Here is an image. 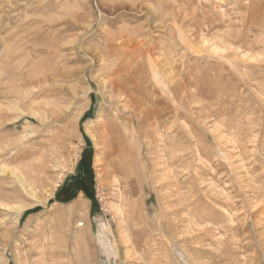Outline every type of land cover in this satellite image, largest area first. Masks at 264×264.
<instances>
[{
  "label": "rangeland",
  "instance_id": "374dc122",
  "mask_svg": "<svg viewBox=\"0 0 264 264\" xmlns=\"http://www.w3.org/2000/svg\"><path fill=\"white\" fill-rule=\"evenodd\" d=\"M128 118L132 197L99 145ZM52 229L58 264H264V0H0V264Z\"/></svg>",
  "mask_w": 264,
  "mask_h": 264
},
{
  "label": "bare ground",
  "instance_id": "6f19581e",
  "mask_svg": "<svg viewBox=\"0 0 264 264\" xmlns=\"http://www.w3.org/2000/svg\"><path fill=\"white\" fill-rule=\"evenodd\" d=\"M117 36V35H116ZM115 36V37H116ZM114 39V38H113ZM120 39L122 40V42H121V44H117V43H115L114 44V47L113 48H115V51L117 52V49L119 50V48H121V47H125V48H128L129 47V40H128V38L127 37H124L123 39L120 37ZM133 39V38H132ZM114 41H116V40H114ZM133 42H135V40L133 41ZM133 45H134V43H133ZM131 46H132V44H131ZM111 47V46H110ZM133 47V46H132ZM131 48V47H130ZM122 50V49H121ZM114 51V50H113ZM114 51V52H115ZM115 52V54H117ZM123 54H125V53H123ZM119 56V55H118ZM121 56V55H120ZM123 57V56H122ZM121 58V57H120ZM123 66H125V65H123ZM122 66V67H123ZM119 68V67H118ZM117 69V68H116ZM118 70V69H117ZM116 70V71H117ZM114 73H115V70H114ZM116 75L115 76H117V77H119L120 76V74H122L121 73V71H117V73H115ZM110 87H111V90L114 92V93H116V94H119L121 97H124V101H125V106H123V110H125V109H132L133 110V112L135 111V112H137V111H140L141 109H142V107H141V104H140V102H138V101H136L135 100V98L133 97V95H132V93L131 92H133L132 90H130L129 89V87H128V85H127V83H122V82H119V81H117L116 80V78L114 77V78H111V85H110ZM122 104H124V103H122ZM142 111V110H141ZM148 116V115H147ZM155 119V118H154ZM158 119V118H157ZM136 123L137 122H134L133 120H131L130 118H128V124H127V126H126V131H127V133H128V135L129 136H127V133H124L119 127H113V126H111V125H109V124H107V123H105V125H101V128H100V138H99V145L101 146V145H103L104 146V149L106 150L105 152V154H106V157L107 158H113V157H115V156H117L118 157V162H113V168H114V172L115 173H124V174H127L128 175V177L131 179L130 180V182H129V184H128V187L130 188L129 189V192H128V194L132 197V196H134L135 195V190L137 189H135V185H136V182H137V180H138V178H139V173H138V169H137V166H136V164H137V162L136 161H134V163L132 162V157H133V153H132V150H131V147L127 144V142L129 141V140H133L136 136L138 137V135H140V137H141V131L139 132L137 129V127L138 126H136ZM154 124V123H153ZM102 146V147H103ZM148 148H150V146H148ZM103 157H104V155H103ZM105 157V158H106ZM104 158V159H105ZM131 159V164L130 163H128V160H130ZM106 160V159H105ZM109 161V160H108ZM156 168V167H155ZM153 170V169H152ZM111 171V170H110ZM154 171V170H153ZM113 173V172H112ZM153 173H155V172H153ZM157 174V173H156ZM155 174V175H156ZM175 174V173H174ZM180 174V173H179ZM154 175V176H155ZM178 176V175H177ZM127 177V176H126ZM176 177V176H175ZM122 179V178H121ZM124 179V178H123ZM176 179H178L177 177H176ZM156 180V179H155ZM119 181H120V179H119ZM136 181V182H135ZM134 182H135V184H134ZM155 183V182H154ZM176 183H177V181H176ZM204 184V183H203ZM170 186V185H169ZM120 187H121V190H122V186L120 185ZM174 187H175V185H174ZM169 188V187H168ZM182 188V187H181ZM183 188H184V186H183ZM182 188V189H183ZM174 190H176V189H174ZM177 191V190H176ZM121 193V192H120ZM173 196V195H172ZM171 196V197H172ZM136 197V196H135ZM125 200V205H127L128 207H129V209L128 210H126V214H128L129 216L130 215H134L135 214V212H134V210H133V206L134 207H136L137 208V203H135V202H137V201H131V200H129L128 198L127 199H124ZM197 201H199V203H201L200 202V200H198V199H196ZM196 204V203H195ZM117 208V207H116ZM130 208H132V210L130 209ZM137 210V209H136ZM117 211H118V214H120L121 216H125V212L123 211V209L122 208H117ZM116 211V212H117ZM209 213H206V214H203L204 216L205 215H208ZM203 216V217H204ZM122 217V218H123ZM125 218V217H124ZM123 218V219H124ZM171 218H173V217H171ZM203 220H204V218H203ZM137 221H138V219H137ZM141 222V221H140ZM118 223H119V221H118ZM124 224V223H123ZM141 224V223H140ZM128 227V226H127ZM124 228V227H123ZM124 230H125V228H124ZM126 231V230H125ZM128 232H126V234H127ZM130 233V232H129ZM54 235V236H53ZM134 235V234H133ZM147 235H148V233H147ZM182 235V234H181ZM130 235H128V237H129ZM135 236V235H134ZM175 236V235H174ZM127 237V236H126ZM177 237V236H176ZM126 244H130L131 242H130V240L128 239V238H126ZM135 243H132L131 245L135 248H137V246H139V245H142V243H143V241H141V240H139V239H137V238H135ZM59 241H58V239H57V234H56V231H55V229H52V238H51V240H50V242H49V246H48V252H47V254H46V259H47V263L46 264H58L57 263V260H58V258H59V256H58V253H57V251H56V245H58L59 243H58ZM144 244V243H143ZM130 246V245H129ZM146 246V244H144V247ZM152 247H154V246H152ZM130 248H131V246H130ZM129 250V249H128ZM145 250V249H144ZM143 250V251H144ZM127 251V250H126ZM130 251V250H129ZM151 250H150V247H149V249H148V252H150ZM154 252V251H153ZM160 252V251H159ZM132 252H129V256H128V259L130 260L131 259V261H133V262H141L142 261V258H140V257H138V256H136V254H131ZM140 253V252H139ZM143 253V252H142ZM152 253V252H151ZM80 254V253H79ZM144 254V253H143ZM78 255V254H77ZM126 257V256H125ZM148 257V256H147ZM81 259H82V261L79 263V264H87L86 263V258H82L81 257ZM144 260H145V258H143ZM126 260H127V258H126ZM75 261V260H74ZM164 261V260H163ZM133 262H131V263H133ZM137 262V263H138ZM62 263V262H61ZM77 263V262H76ZM129 264V263H128ZM135 264V263H134ZM145 264H146V262H145ZM149 264V263H148Z\"/></svg>",
  "mask_w": 264,
  "mask_h": 264
},
{
  "label": "crops",
  "instance_id": "0c3cea01",
  "mask_svg": "<svg viewBox=\"0 0 264 264\" xmlns=\"http://www.w3.org/2000/svg\"><path fill=\"white\" fill-rule=\"evenodd\" d=\"M71 188H73V187H69L65 192H64V195H67L70 191H71Z\"/></svg>",
  "mask_w": 264,
  "mask_h": 264
}]
</instances>
